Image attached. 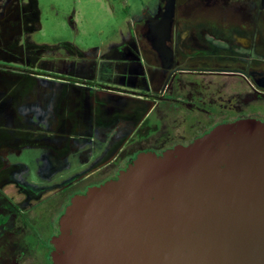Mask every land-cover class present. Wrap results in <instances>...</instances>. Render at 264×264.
Listing matches in <instances>:
<instances>
[{"label": "flooded vegetation", "instance_id": "obj_1", "mask_svg": "<svg viewBox=\"0 0 264 264\" xmlns=\"http://www.w3.org/2000/svg\"><path fill=\"white\" fill-rule=\"evenodd\" d=\"M104 51L29 40L33 0H0V264H51L70 199L143 153L264 124V0H174ZM46 237V239H45Z\"/></svg>", "mask_w": 264, "mask_h": 264}, {"label": "water", "instance_id": "obj_2", "mask_svg": "<svg viewBox=\"0 0 264 264\" xmlns=\"http://www.w3.org/2000/svg\"><path fill=\"white\" fill-rule=\"evenodd\" d=\"M49 242L51 264H264V124L136 156L73 196Z\"/></svg>", "mask_w": 264, "mask_h": 264}, {"label": "rangeland", "instance_id": "obj_3", "mask_svg": "<svg viewBox=\"0 0 264 264\" xmlns=\"http://www.w3.org/2000/svg\"><path fill=\"white\" fill-rule=\"evenodd\" d=\"M39 28L29 40L52 57H65L62 42L80 51H104L127 35L130 25L158 0H35ZM46 239V237H45Z\"/></svg>", "mask_w": 264, "mask_h": 264}, {"label": "trees", "instance_id": "obj_4", "mask_svg": "<svg viewBox=\"0 0 264 264\" xmlns=\"http://www.w3.org/2000/svg\"><path fill=\"white\" fill-rule=\"evenodd\" d=\"M33 2H34L35 9L37 10V8H36V2H35V0H33Z\"/></svg>", "mask_w": 264, "mask_h": 264}]
</instances>
